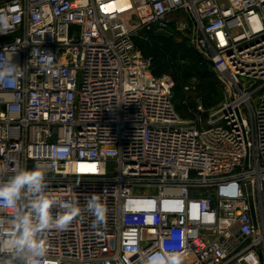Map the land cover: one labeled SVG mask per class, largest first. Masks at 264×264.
<instances>
[{
	"label": "built area",
	"instance_id": "obj_1",
	"mask_svg": "<svg viewBox=\"0 0 264 264\" xmlns=\"http://www.w3.org/2000/svg\"><path fill=\"white\" fill-rule=\"evenodd\" d=\"M113 1L0 0V53L15 50L24 71L0 84V165L43 169L48 191L81 209L43 234V264H140L157 251L264 264V0ZM170 24L229 81L205 122L179 116L174 80L136 45ZM34 50L54 55L53 70Z\"/></svg>",
	"mask_w": 264,
	"mask_h": 264
},
{
	"label": "clouds",
	"instance_id": "obj_2",
	"mask_svg": "<svg viewBox=\"0 0 264 264\" xmlns=\"http://www.w3.org/2000/svg\"><path fill=\"white\" fill-rule=\"evenodd\" d=\"M36 51L39 70H53L54 55L39 50L33 55ZM14 53L7 49L0 53V84L18 82L24 75ZM86 207L96 222H102L104 208L97 197ZM80 211L78 202L60 200L48 191L43 169L17 166L9 175L7 164L0 165V264H43L47 252L43 234L53 227L67 228ZM183 255L157 251L144 256L140 264H182Z\"/></svg>",
	"mask_w": 264,
	"mask_h": 264
},
{
	"label": "rangeland",
	"instance_id": "obj_3",
	"mask_svg": "<svg viewBox=\"0 0 264 264\" xmlns=\"http://www.w3.org/2000/svg\"><path fill=\"white\" fill-rule=\"evenodd\" d=\"M173 19L192 26L185 13H178ZM183 28L170 24L166 29L141 30L136 35V45L152 58L156 75L174 80L173 103L179 116L205 122L223 104L230 85L224 75L202 59L190 41V30Z\"/></svg>",
	"mask_w": 264,
	"mask_h": 264
},
{
	"label": "bare ground",
	"instance_id": "obj_4",
	"mask_svg": "<svg viewBox=\"0 0 264 264\" xmlns=\"http://www.w3.org/2000/svg\"><path fill=\"white\" fill-rule=\"evenodd\" d=\"M128 1L127 0H114L110 5L109 7H113V6H116V7H126L125 9H128Z\"/></svg>",
	"mask_w": 264,
	"mask_h": 264
},
{
	"label": "trees",
	"instance_id": "obj_5",
	"mask_svg": "<svg viewBox=\"0 0 264 264\" xmlns=\"http://www.w3.org/2000/svg\"><path fill=\"white\" fill-rule=\"evenodd\" d=\"M153 29H155V27L153 28ZM148 31H150V30H147V32ZM135 42H136V38H135ZM198 51V50H197ZM198 53H199V55L202 57V59L204 60V61H206L207 63H209L210 64V62L207 60V59H205L201 54H200V52L198 51ZM154 73V72H153ZM155 74V73H154ZM156 75V74H155ZM156 76H158V75H156Z\"/></svg>",
	"mask_w": 264,
	"mask_h": 264
}]
</instances>
